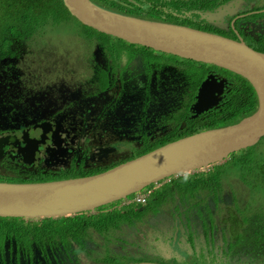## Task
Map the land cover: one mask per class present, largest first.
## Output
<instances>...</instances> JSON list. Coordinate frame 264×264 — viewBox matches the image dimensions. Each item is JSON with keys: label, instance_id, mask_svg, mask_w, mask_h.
Listing matches in <instances>:
<instances>
[{"label": "flooded vegetation", "instance_id": "flooded-vegetation-1", "mask_svg": "<svg viewBox=\"0 0 264 264\" xmlns=\"http://www.w3.org/2000/svg\"><path fill=\"white\" fill-rule=\"evenodd\" d=\"M228 4L221 27L198 15ZM4 5L10 11L0 14L7 19L0 28V183L96 175L183 137L233 125L245 116L213 126L235 110L249 111V82L229 70L87 31V49L69 54L46 39L73 21L63 0H0ZM50 5L58 9L52 17ZM194 6L182 10L191 19L178 25L264 53V0H196ZM46 55L58 61L48 67ZM208 172L171 176L81 214L0 217V264H264L257 237L233 227L235 206L223 183L190 192L180 186ZM137 195L145 201L138 204ZM8 219H20L22 228ZM42 227H53L52 234Z\"/></svg>", "mask_w": 264, "mask_h": 264}, {"label": "water", "instance_id": "water-1", "mask_svg": "<svg viewBox=\"0 0 264 264\" xmlns=\"http://www.w3.org/2000/svg\"><path fill=\"white\" fill-rule=\"evenodd\" d=\"M81 24L99 33L192 61L214 64L245 78L257 108L239 122L198 132L96 175L47 183H0V217H62L92 211L136 194L165 178L209 168L264 137V53L243 42L183 25L141 19L99 7L91 0H63ZM230 5L198 12L221 27ZM205 85L198 103L206 107ZM155 264V263H136Z\"/></svg>", "mask_w": 264, "mask_h": 264}, {"label": "trees", "instance_id": "trees-1", "mask_svg": "<svg viewBox=\"0 0 264 264\" xmlns=\"http://www.w3.org/2000/svg\"><path fill=\"white\" fill-rule=\"evenodd\" d=\"M94 1H96L99 6L120 14L177 24H184V22L190 21L191 17L185 16L182 10L184 9L187 11L194 9V4L196 3V0H136L139 5L138 7H134L132 6V2H130V0ZM193 1L194 4L192 3ZM144 6L146 7L145 9ZM62 9L70 18H72L73 21L75 20L80 26H82L88 34H96L108 39H116L114 37L98 33L97 31L82 25L76 18H73L68 12H66L63 7ZM175 9H177L176 13L178 15L173 14ZM116 40L128 44L125 41L119 39ZM240 79L248 83V81L244 78L241 77ZM248 85L250 90V108L248 113H242L241 109L235 110L234 113L229 114L228 117L223 116L222 118H217L214 122V127L235 123L239 118L252 114V112L256 109V96L251 84L248 83ZM261 139H264V137ZM261 139L256 145L233 153L230 155L229 159L222 164H215L210 167L208 175L197 176L193 179L191 178V180H187L189 183L187 184L188 187H207L211 184H215V186L220 187L222 176L227 174L228 171L234 170L238 172L240 179L244 184L252 186L254 190L256 188H260L259 192L262 194V198H264V143L261 142ZM259 212H261L258 214L261 218H253L251 225H253V234L257 237L255 239V249L262 256L264 255V245L262 246V243L264 244V210ZM232 221L233 227L237 229H241L244 223L250 224V221L246 217L242 216V213L239 216L236 215L235 217H232ZM236 233L240 234L239 231H236Z\"/></svg>", "mask_w": 264, "mask_h": 264}, {"label": "rangeland", "instance_id": "rangeland-1", "mask_svg": "<svg viewBox=\"0 0 264 264\" xmlns=\"http://www.w3.org/2000/svg\"><path fill=\"white\" fill-rule=\"evenodd\" d=\"M50 6H51L50 17H52L53 15H56L58 13V9L55 8L54 5H50ZM8 11L10 10L7 6L4 5L0 7V14L6 13ZM1 16L2 15H0V17ZM6 20L7 19L0 18V28L5 27ZM66 23L67 24L65 25L63 24L59 27L60 31L47 35L46 39L50 41V46L61 44L62 46L65 47L67 53L69 54L78 53L79 54L83 48L84 50L87 49V45L85 44L84 46V40L88 41L87 34H86L87 32L82 26H79V24L75 20L74 21L68 20V22ZM47 47H48L47 45H41L40 49L41 51H44ZM43 59H44L43 63L48 67L52 66L58 61V58H54L49 55L44 56ZM261 140H262L261 142L264 143V139H261ZM225 161L226 160L216 165H220ZM207 170L208 168L204 169V171H207ZM221 183H223L225 188L228 189L227 192H230L229 194V200H231L230 204L235 206L236 215L239 216L242 213V216L246 217L250 221V224L244 223L242 225L243 232L247 233L249 236H253L254 235L253 229H252L253 225H251V222H253L252 219L253 218L256 219L257 217L261 218L258 215L259 213H261L259 211L264 210V198H262V194L259 192L260 188H256L254 190L252 186H247L246 184H244L241 181L238 172L234 170L228 171L227 174H224L222 176V180L220 181V184ZM187 184H189L187 182V179H183V184H182L183 186L180 184V186L183 188L184 191L190 190ZM177 185L179 186V184ZM186 195H189V194H186ZM215 199H212L211 205L214 206L216 210H219V203L216 202L217 199L216 200ZM227 204H229L228 201H227ZM18 220L20 219H8V221L11 222L12 224H14L15 222L20 223V224L15 223V226L22 228L21 226L22 221L17 222ZM39 229L41 231L43 230L44 234L51 235L53 232V227H48V228L42 227ZM249 230L252 233H250ZM263 245L264 244L262 243V246ZM262 257L264 258V255H262ZM260 260L264 263L263 259H260ZM247 264H250V263H247ZM257 264H262V263L258 262Z\"/></svg>", "mask_w": 264, "mask_h": 264}, {"label": "built area", "instance_id": "built-area-1", "mask_svg": "<svg viewBox=\"0 0 264 264\" xmlns=\"http://www.w3.org/2000/svg\"><path fill=\"white\" fill-rule=\"evenodd\" d=\"M135 200L138 204L143 203L145 201V195H137Z\"/></svg>", "mask_w": 264, "mask_h": 264}]
</instances>
